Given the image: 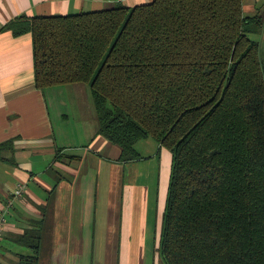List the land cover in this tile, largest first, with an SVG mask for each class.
Returning a JSON list of instances; mask_svg holds the SVG:
<instances>
[{"label":"trees","instance_id":"16d2710c","mask_svg":"<svg viewBox=\"0 0 264 264\" xmlns=\"http://www.w3.org/2000/svg\"><path fill=\"white\" fill-rule=\"evenodd\" d=\"M243 6L117 3L0 28L32 34L39 90L91 88L99 134L122 162L142 159L137 144L147 139L172 153L162 264H264V45L252 37L264 17ZM11 146H0V160ZM46 215L7 237L29 251L16 252L17 264H42Z\"/></svg>","mask_w":264,"mask_h":264},{"label":"crops","instance_id":"0c3cea01","mask_svg":"<svg viewBox=\"0 0 264 264\" xmlns=\"http://www.w3.org/2000/svg\"><path fill=\"white\" fill-rule=\"evenodd\" d=\"M153 1L0 0V28L21 15L64 16ZM243 10L264 17V0H244ZM254 36L264 45V29ZM99 128L88 85L39 90L32 34L0 33V146L12 145L2 151L9 161L0 160V212L8 218L0 264H17L21 250L7 237L46 212L42 264H161L173 155L147 139L137 144L142 159L122 162L121 148Z\"/></svg>","mask_w":264,"mask_h":264},{"label":"built area","instance_id":"2783aa9c","mask_svg":"<svg viewBox=\"0 0 264 264\" xmlns=\"http://www.w3.org/2000/svg\"><path fill=\"white\" fill-rule=\"evenodd\" d=\"M22 193H23V188L20 187V189L16 192L17 198L22 197ZM7 225H8L7 212L2 211L0 212V238L4 235Z\"/></svg>","mask_w":264,"mask_h":264},{"label":"rangeland","instance_id":"374dc122","mask_svg":"<svg viewBox=\"0 0 264 264\" xmlns=\"http://www.w3.org/2000/svg\"><path fill=\"white\" fill-rule=\"evenodd\" d=\"M254 37H255V39H257L256 36H254ZM152 140H153V139H152ZM153 141H154V140H153ZM154 142H156V141H154ZM145 157H148V156H145ZM144 162H145V161H144ZM148 164L151 166L153 163L150 162V163H148ZM135 167H136V165H133V169H134ZM139 167H140V166H139ZM139 167H137V168H139ZM137 168H136V169H137ZM133 172H134V174H135L136 171L133 170ZM140 172H141V171H140ZM154 176H155V172H154ZM154 176H151V175H150V180H151V179H154ZM129 180H130V178H129ZM154 182H155V181H154ZM154 184H155V183H154ZM15 248L21 250V251H16V252H23V251H24L23 253H29V251H28L27 249H25V248H18V247H15ZM44 255H45V254H44ZM160 259H161V258H160ZM160 262H161V261H160ZM161 264H162V262H161Z\"/></svg>","mask_w":264,"mask_h":264}]
</instances>
